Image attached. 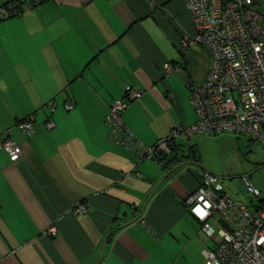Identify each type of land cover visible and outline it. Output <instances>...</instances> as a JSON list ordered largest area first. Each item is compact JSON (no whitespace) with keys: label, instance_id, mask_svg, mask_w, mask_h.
<instances>
[{"label":"crops","instance_id":"1","mask_svg":"<svg viewBox=\"0 0 264 264\" xmlns=\"http://www.w3.org/2000/svg\"><path fill=\"white\" fill-rule=\"evenodd\" d=\"M194 35L184 0H42L0 20V135L20 148L15 162L0 151V264H203L184 201L205 169L159 183L162 162L138 159L105 122L126 88L141 95L121 118L145 147L195 122L189 89L211 52L184 47ZM29 115L31 134L17 125Z\"/></svg>","mask_w":264,"mask_h":264},{"label":"built area","instance_id":"2","mask_svg":"<svg viewBox=\"0 0 264 264\" xmlns=\"http://www.w3.org/2000/svg\"><path fill=\"white\" fill-rule=\"evenodd\" d=\"M42 0H14L0 7V20L22 14ZM195 35L182 40L183 46L197 44L211 52V62L202 83L190 85L189 97L196 120L176 123L166 137L150 147L134 140L121 115L141 92L126 88L123 97L112 102L105 122L110 138L136 152L138 159H165L178 139L195 134L215 136L233 134L264 144V0H184ZM166 71L172 69L165 64ZM71 109V102L65 103ZM50 112L53 102H48ZM34 115L17 123L31 134ZM52 119L45 122L51 129ZM0 151L13 162L20 148L8 136L0 135ZM247 191L259 197L257 188L246 183ZM188 211L200 222L206 247L203 264H264V207L251 209L228 195L219 178L202 171L198 187L184 201ZM76 213L86 212L78 204Z\"/></svg>","mask_w":264,"mask_h":264},{"label":"rangeland","instance_id":"3","mask_svg":"<svg viewBox=\"0 0 264 264\" xmlns=\"http://www.w3.org/2000/svg\"><path fill=\"white\" fill-rule=\"evenodd\" d=\"M260 8L264 12V2ZM189 139L177 141L183 144L178 152L186 161L193 162L191 166L205 169L219 178L224 191L235 200L248 206L264 200V144L233 134H195ZM191 145L197 148L198 163L188 157ZM246 183L259 190V197L247 191Z\"/></svg>","mask_w":264,"mask_h":264},{"label":"water","instance_id":"4","mask_svg":"<svg viewBox=\"0 0 264 264\" xmlns=\"http://www.w3.org/2000/svg\"><path fill=\"white\" fill-rule=\"evenodd\" d=\"M191 164H193V162L186 161L182 153L172 150L161 163V170L164 171V174L159 180V183L163 180H169L178 168Z\"/></svg>","mask_w":264,"mask_h":264},{"label":"trees","instance_id":"5","mask_svg":"<svg viewBox=\"0 0 264 264\" xmlns=\"http://www.w3.org/2000/svg\"><path fill=\"white\" fill-rule=\"evenodd\" d=\"M13 1H14V0H10V1L4 3L2 6H6V4L11 3V2H13ZM172 150L175 151L174 149H172ZM188 157H191V158H193V159H196V155L194 154V150H193V148H190V149H189V155H188ZM163 160H164V159H161L160 161L162 162ZM258 201H259V203H260V206H264V200H263V199H259Z\"/></svg>","mask_w":264,"mask_h":264}]
</instances>
